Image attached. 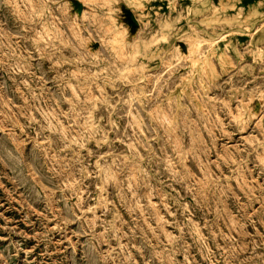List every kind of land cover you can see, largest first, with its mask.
Segmentation results:
<instances>
[{
	"label": "rangeland",
	"instance_id": "obj_1",
	"mask_svg": "<svg viewBox=\"0 0 264 264\" xmlns=\"http://www.w3.org/2000/svg\"><path fill=\"white\" fill-rule=\"evenodd\" d=\"M0 264H264V0H0Z\"/></svg>",
	"mask_w": 264,
	"mask_h": 264
},
{
	"label": "bare ground",
	"instance_id": "obj_2",
	"mask_svg": "<svg viewBox=\"0 0 264 264\" xmlns=\"http://www.w3.org/2000/svg\"><path fill=\"white\" fill-rule=\"evenodd\" d=\"M87 127V126H86ZM133 141V140H132Z\"/></svg>",
	"mask_w": 264,
	"mask_h": 264
}]
</instances>
